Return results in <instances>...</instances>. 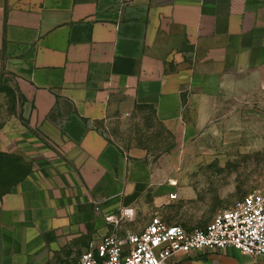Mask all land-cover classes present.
Returning a JSON list of instances; mask_svg holds the SVG:
<instances>
[{
  "label": "crops",
  "instance_id": "crops-1",
  "mask_svg": "<svg viewBox=\"0 0 264 264\" xmlns=\"http://www.w3.org/2000/svg\"><path fill=\"white\" fill-rule=\"evenodd\" d=\"M250 77L264 80V0H0V87L14 90L39 133L10 139L23 127L8 119L0 152L17 143L42 160L0 196V264H75L124 210L162 214L170 192L194 195L192 185L178 186L181 174L155 172L147 149L109 132L112 120L150 109L185 144L228 84L229 122L250 121ZM256 184L231 180L229 192L261 191ZM166 264L264 258L228 247Z\"/></svg>",
  "mask_w": 264,
  "mask_h": 264
},
{
  "label": "rangeland",
  "instance_id": "rangeland-1",
  "mask_svg": "<svg viewBox=\"0 0 264 264\" xmlns=\"http://www.w3.org/2000/svg\"><path fill=\"white\" fill-rule=\"evenodd\" d=\"M243 86L250 87L252 92L248 97L251 109L255 110H250V121L229 122V113L232 112H229L228 84L226 93L216 99L217 106L210 122L185 144H176L155 121L150 109L137 108L124 121L119 118L112 120L109 132L121 139L125 146L147 149L151 157L149 168L155 172L167 171L174 180L181 174L182 184L178 186L190 184L195 192L192 196L179 194L176 199H170L162 214L151 213L140 206L136 207L133 217L119 215L106 225L105 235L116 232L124 236L128 232H141L156 215H161L168 224L187 225L190 229L203 228L220 210L229 209L254 192L239 189L229 192L231 180L238 181L239 187L247 181L259 182L255 187L264 191V80L260 82L250 77ZM257 87H260V91H253ZM19 100L11 87H0V123L12 118L19 119L23 128L10 133L9 138L23 141L29 139L30 134L39 133L27 126V112ZM230 103L234 105L239 102L232 97ZM181 149L185 152L183 157ZM4 155L0 157V193L42 163L40 159L28 157L17 143L11 144L9 152ZM137 163L140 167V163ZM170 182L168 179L162 184ZM230 194L233 199H229Z\"/></svg>",
  "mask_w": 264,
  "mask_h": 264
},
{
  "label": "built area",
  "instance_id": "built-area-1",
  "mask_svg": "<svg viewBox=\"0 0 264 264\" xmlns=\"http://www.w3.org/2000/svg\"><path fill=\"white\" fill-rule=\"evenodd\" d=\"M176 196L170 194L171 199ZM131 214L123 211L125 216ZM228 247L264 258V191L251 192L220 210L203 228L187 230L154 216L141 232L124 236L112 232L99 244H91L75 264H166L177 253Z\"/></svg>",
  "mask_w": 264,
  "mask_h": 264
},
{
  "label": "trees",
  "instance_id": "trees-1",
  "mask_svg": "<svg viewBox=\"0 0 264 264\" xmlns=\"http://www.w3.org/2000/svg\"><path fill=\"white\" fill-rule=\"evenodd\" d=\"M1 156H5L4 153H0V157H1ZM0 161H1V159H0ZM27 174H28V173H27ZM27 174H26V175H27ZM26 175H25V176H26ZM8 190H9V188L6 189V190H4L3 192H1V193H0V196H1L3 193H6Z\"/></svg>",
  "mask_w": 264,
  "mask_h": 264
},
{
  "label": "bare ground",
  "instance_id": "bare-ground-1",
  "mask_svg": "<svg viewBox=\"0 0 264 264\" xmlns=\"http://www.w3.org/2000/svg\"><path fill=\"white\" fill-rule=\"evenodd\" d=\"M174 183V182H173Z\"/></svg>",
  "mask_w": 264,
  "mask_h": 264
}]
</instances>
